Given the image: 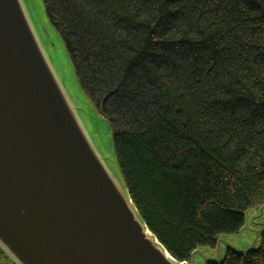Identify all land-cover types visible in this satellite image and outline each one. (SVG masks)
I'll list each match as a JSON object with an SVG mask.
<instances>
[{
	"label": "trees",
	"instance_id": "trees-1",
	"mask_svg": "<svg viewBox=\"0 0 264 264\" xmlns=\"http://www.w3.org/2000/svg\"><path fill=\"white\" fill-rule=\"evenodd\" d=\"M43 1L152 233L187 262L238 234L264 202V0Z\"/></svg>",
	"mask_w": 264,
	"mask_h": 264
},
{
	"label": "water",
	"instance_id": "water-1",
	"mask_svg": "<svg viewBox=\"0 0 264 264\" xmlns=\"http://www.w3.org/2000/svg\"><path fill=\"white\" fill-rule=\"evenodd\" d=\"M43 0H0V250L13 264H221L227 250L260 248L221 235L179 261L140 216L119 170L111 134L105 148L83 118L50 41ZM48 25V26H47ZM259 205L256 209H261ZM264 211L262 210V213ZM210 253L207 254L206 252Z\"/></svg>",
	"mask_w": 264,
	"mask_h": 264
},
{
	"label": "rangeland",
	"instance_id": "rangeland-1",
	"mask_svg": "<svg viewBox=\"0 0 264 264\" xmlns=\"http://www.w3.org/2000/svg\"><path fill=\"white\" fill-rule=\"evenodd\" d=\"M48 26V25H47ZM49 29V34L48 36L50 37V41L52 42L57 58H59V64L62 69H64L65 74L68 76L70 79V84L73 90L75 91V94L77 96V100L79 101L81 105V111L83 114V118L86 122H88V126L91 130H93L96 134V138L100 144H102L105 148V153L107 152V149L110 145V139H111V134L110 131L108 130V123L104 121L102 118H100L97 113H93L91 110L90 105L87 103V100H84L83 95L80 90L76 88L75 85V79H74V72L73 69L69 65V59L66 56V48L64 47V44L62 40L58 37L57 33L55 32L53 26L49 24L48 26ZM261 203V205H263ZM260 205V206H261ZM257 206L250 207L248 209V218H247V224L245 228L243 229L242 233V240L234 239L231 241L236 244L237 246L241 247L244 244L251 245L252 242L254 241V237L256 236V230H258L261 227L262 222L264 221V212L262 213V210L264 211V206L261 207V209H256ZM226 237H238V234H230V235H225ZM207 248V247H203ZM210 248V247H209ZM207 254H210L207 250ZM204 260V257L202 255H197V262L196 264H206Z\"/></svg>",
	"mask_w": 264,
	"mask_h": 264
},
{
	"label": "flooded vegetation",
	"instance_id": "flooded-vegetation-1",
	"mask_svg": "<svg viewBox=\"0 0 264 264\" xmlns=\"http://www.w3.org/2000/svg\"><path fill=\"white\" fill-rule=\"evenodd\" d=\"M0 264H9L2 254H0Z\"/></svg>",
	"mask_w": 264,
	"mask_h": 264
}]
</instances>
